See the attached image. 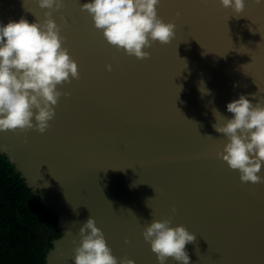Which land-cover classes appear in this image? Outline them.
Listing matches in <instances>:
<instances>
[{"label": "water", "instance_id": "obj_1", "mask_svg": "<svg viewBox=\"0 0 264 264\" xmlns=\"http://www.w3.org/2000/svg\"><path fill=\"white\" fill-rule=\"evenodd\" d=\"M87 2L53 13L80 79L58 86L70 95L51 127L0 132V152L58 216L46 264H75L73 240L90 216L112 254L135 264H158L142 233L165 218L196 235L191 264H264V183H241L217 158L225 139L213 127L226 122L213 109L230 119L241 94L264 98V3L235 13L219 0H161L158 16L176 35L138 60L107 43L81 11ZM46 11L38 0H0V23L43 22Z\"/></svg>", "mask_w": 264, "mask_h": 264}, {"label": "clouds", "instance_id": "obj_2", "mask_svg": "<svg viewBox=\"0 0 264 264\" xmlns=\"http://www.w3.org/2000/svg\"><path fill=\"white\" fill-rule=\"evenodd\" d=\"M219 2L235 13H243L246 6V0ZM160 3L161 0H89L81 4V11L91 17L109 45L128 56L146 60L151 53L145 49L157 41L169 44L176 35V24L165 23L158 16ZM38 4L48 10L43 22L36 19L30 23L21 18L7 25L0 23V132H47L60 98L70 95L58 86L80 79L78 63L64 47L67 38L61 35L63 26L53 19L54 12L65 8V0H38ZM61 18L66 25V18ZM106 67L109 72L113 70L111 64ZM252 95L255 98L256 94ZM227 110L233 114L230 119L213 109L216 120L219 115L226 121L213 125L225 139L217 158L240 173L241 183H264V176L260 175L264 166V98L253 104L241 94L227 104ZM172 211L176 212L175 207ZM142 234L158 264H167L170 258L178 264H191L186 245L193 243L196 235L186 227H173L171 218L152 219ZM73 244L75 264H135L132 259L112 254L92 216L79 228V241L74 239Z\"/></svg>", "mask_w": 264, "mask_h": 264}, {"label": "trees", "instance_id": "obj_3", "mask_svg": "<svg viewBox=\"0 0 264 264\" xmlns=\"http://www.w3.org/2000/svg\"><path fill=\"white\" fill-rule=\"evenodd\" d=\"M61 234L58 216L0 152V264H46Z\"/></svg>", "mask_w": 264, "mask_h": 264}]
</instances>
